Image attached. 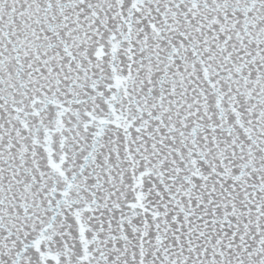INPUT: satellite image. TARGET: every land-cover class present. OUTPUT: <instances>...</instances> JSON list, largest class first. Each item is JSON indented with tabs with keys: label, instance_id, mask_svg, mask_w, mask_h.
<instances>
[{
	"label": "snow or ice",
	"instance_id": "snow-or-ice-1",
	"mask_svg": "<svg viewBox=\"0 0 264 264\" xmlns=\"http://www.w3.org/2000/svg\"><path fill=\"white\" fill-rule=\"evenodd\" d=\"M0 264H264V0H0Z\"/></svg>",
	"mask_w": 264,
	"mask_h": 264
}]
</instances>
